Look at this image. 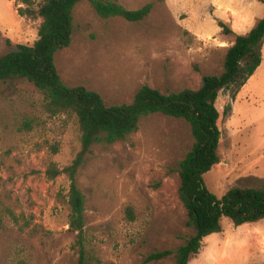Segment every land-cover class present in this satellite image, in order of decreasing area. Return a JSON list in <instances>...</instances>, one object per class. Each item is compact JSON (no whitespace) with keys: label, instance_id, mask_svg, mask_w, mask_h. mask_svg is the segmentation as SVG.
Wrapping results in <instances>:
<instances>
[{"label":"rangeland","instance_id":"obj_1","mask_svg":"<svg viewBox=\"0 0 264 264\" xmlns=\"http://www.w3.org/2000/svg\"><path fill=\"white\" fill-rule=\"evenodd\" d=\"M33 1L37 8L42 0ZM118 1L128 9L154 5L133 22L103 18L82 0L70 44L56 53L66 84L100 92L107 105L131 103L144 84L164 93L198 88L203 75L224 71L234 43L219 22L232 29L231 9L259 13L250 0ZM23 5L0 0V57L38 38L41 18L20 15ZM237 88L216 101L221 160L204 179L219 197L235 186H264V42L261 65L234 97ZM193 142L184 119L158 113L127 139L85 150L75 114L55 113L25 78L1 80L0 264H78L81 251L86 264H174L149 256L177 249L194 232L178 193L179 162ZM75 160L86 196L82 231L69 226V173L48 174ZM189 264H264V219L237 226L225 217L224 230L205 237Z\"/></svg>","mask_w":264,"mask_h":264},{"label":"trees","instance_id":"obj_2","mask_svg":"<svg viewBox=\"0 0 264 264\" xmlns=\"http://www.w3.org/2000/svg\"><path fill=\"white\" fill-rule=\"evenodd\" d=\"M19 1L24 4L18 8L20 15L41 18L38 38L32 45L14 44L0 57V81L25 78L44 93L55 113L75 114L85 150L94 144L107 147L127 139L146 117L158 113L184 119L189 125L194 142L179 162L178 193L187 210V223L194 232L177 249L156 251L149 260L173 257L174 264H189L200 252L205 237L224 230L225 217L237 226L264 219V186H235L219 197L209 190L204 179V174L221 160L220 112L216 101L222 90L237 85L235 97L261 65L264 17L245 34H236L226 23L219 22L222 32L235 34L234 43L227 49L224 71L219 75H203L198 88L164 93L144 84L131 103L107 105L96 90L68 86L56 64L57 51L70 44L74 8L82 0H42L37 8L33 0ZM88 1L103 18L121 16L133 22L144 19L154 5L149 2L140 8L128 9L118 0ZM79 164L75 160L63 170L48 169L50 177L69 173V226L74 231H82L86 224V196L76 179ZM79 245L81 241L77 240L74 246ZM17 264L27 263L20 260ZM78 264H86L83 251Z\"/></svg>","mask_w":264,"mask_h":264},{"label":"crops","instance_id":"obj_3","mask_svg":"<svg viewBox=\"0 0 264 264\" xmlns=\"http://www.w3.org/2000/svg\"><path fill=\"white\" fill-rule=\"evenodd\" d=\"M261 3L264 4L262 1L259 0H250L248 3L249 7L257 6V8H259V13H255L253 11L241 12L236 11L235 9H231L233 12V18L230 17L228 21L230 22L231 28L234 33L245 34L249 32L255 26L258 20L264 17V9H262V7H259Z\"/></svg>","mask_w":264,"mask_h":264}]
</instances>
